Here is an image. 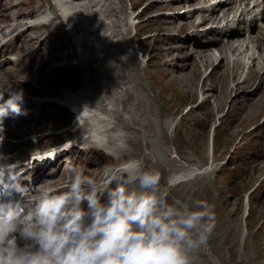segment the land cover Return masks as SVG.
I'll return each instance as SVG.
<instances>
[{
  "label": "rangeland",
  "instance_id": "obj_1",
  "mask_svg": "<svg viewBox=\"0 0 264 264\" xmlns=\"http://www.w3.org/2000/svg\"><path fill=\"white\" fill-rule=\"evenodd\" d=\"M48 1L50 8L59 16L57 7L53 6L51 0ZM3 2L0 28L13 26L14 21L23 25L28 16L36 17L46 10L47 4L44 0L0 1L1 4ZM195 2L191 0L189 6ZM181 3V0H111L112 11L103 7L100 11L103 13L106 10L105 14L99 11L89 14L92 31L96 30L92 43L105 42L103 58L99 56L100 62L96 60L95 50H92L93 65H107V74L130 88L129 98H124V107L132 115L133 123L116 114L117 124L122 126H117L114 131L122 130L127 136L122 154L118 152L114 155L112 148L106 146L96 153H92L95 148L89 152L74 151L69 165L84 170L86 175L93 169L99 174L98 180L106 168H114L131 158L141 160L147 167L158 168L161 184L169 186V202L172 199L182 202L204 199L215 205L216 227L207 245L196 253L193 264H264V111L260 115L257 111L264 103L247 105L245 109L247 99L255 100L261 96L262 92L254 95L260 81L248 87L242 85L239 81L247 77L249 66L240 77L233 78L226 69L228 60L223 61L217 70L210 63L205 68L194 69V58L190 54L193 47L186 42H189L191 34L199 37L200 33L194 27H187L191 24L187 22L195 16L191 17L190 14L187 19ZM131 7L135 10L131 11ZM136 12L142 15L132 18ZM172 14L182 18L175 20L174 16L170 17ZM101 18L109 22L100 26L98 22ZM60 19L63 22L62 17ZM198 21L196 19V24ZM221 21L211 22V25L215 26ZM174 23H186V29L173 28ZM59 26L58 33L53 35L54 41H50L51 32L46 34L48 30L45 31V28L32 32L34 35L39 33L38 38L24 36L21 45L28 40L26 47L30 52L25 48L21 50L19 64L15 61L18 57L16 50L8 53L7 57L0 52V64L8 57L12 59L4 63L0 72L11 71L9 68L13 65L18 66L23 72H18L22 75L20 79L30 91H37L39 100L29 104L30 114L35 116L31 126L36 128V133L47 138L46 144L66 138L62 136L59 139L60 135L55 133L69 127L74 117L70 109H76L73 105L65 107L51 102V99L70 104L64 100V96L78 89L92 93L93 87L101 85V81L92 83L91 76H88L93 71H87L89 56L80 51L78 40L69 27L65 24ZM10 28L4 33L10 38L21 30V27L15 30ZM44 33L50 36L41 41ZM247 33L242 34L247 36ZM80 34L82 32H79V39L82 40ZM234 38L244 39L234 36L229 40ZM202 39H199V43L205 45L201 47L210 51L212 46L209 41ZM111 40L116 43H111ZM39 41L40 44L36 45ZM133 41L134 45L130 46ZM216 46L214 55L220 57L218 54L222 45ZM90 50H86L85 54L89 55ZM38 65L45 66L40 69ZM190 86L194 87L193 92ZM224 91L226 97L221 94ZM111 99L119 104L115 98ZM68 168L66 165L65 170L55 177L66 179ZM48 169L44 170L45 174ZM194 170L209 172L192 180L171 184L172 177ZM44 181L41 183L43 186L52 183Z\"/></svg>",
  "mask_w": 264,
  "mask_h": 264
},
{
  "label": "clouds",
  "instance_id": "obj_2",
  "mask_svg": "<svg viewBox=\"0 0 264 264\" xmlns=\"http://www.w3.org/2000/svg\"><path fill=\"white\" fill-rule=\"evenodd\" d=\"M24 95L0 86V124ZM20 167L0 152V264H193L216 227L213 203L169 202L160 170L139 159L99 180L70 166L61 189L24 183Z\"/></svg>",
  "mask_w": 264,
  "mask_h": 264
},
{
  "label": "bare ground",
  "instance_id": "obj_3",
  "mask_svg": "<svg viewBox=\"0 0 264 264\" xmlns=\"http://www.w3.org/2000/svg\"><path fill=\"white\" fill-rule=\"evenodd\" d=\"M51 1L53 3V6L57 7L59 16H57L56 15L57 13L55 14V12L49 7L52 13L51 12H48L46 14L43 13L42 15H40V17H38L36 23L34 22L30 24L26 21L22 25V23L20 22H14L13 26L10 25L4 26V28L6 27L4 29V33L6 31H10L11 30L10 27H12V29L14 30L18 29L19 27H22V29L17 33V35L14 38L6 42L3 53H6L9 48H14L17 45L18 40H20L23 36L30 35L29 33L34 30H36V32H39V30L41 29L44 30V28H46L47 26H54L55 21H59V20L62 24L67 25V27H69V31L73 33L74 38L78 40V46L80 45L79 48L81 49L80 51L84 52L85 56H89V59L87 58L86 61L87 71H90L92 69H93L92 72L97 71L96 73L92 74L91 72L88 74V76H91L92 83L94 82V84H97L98 82L101 81V85H97V87H93V88L91 87L92 93L87 92V90L86 91L79 90L77 91L76 94L74 92L73 93L74 95H71L72 97L75 96L80 97L77 98L78 100L77 103L82 104L83 106L80 108L81 111H78L77 117L78 116L84 117L85 112L90 110L89 109L86 111L88 106H90L92 110H96L93 112L92 115L88 116V122H89L88 128H91V131L93 133L91 137V139L93 140V145L96 147H101V145L105 146L107 144L106 148L108 149L112 148L113 150L112 153L114 155H116L118 152L122 154V152L125 151V148H123V144L127 142L125 140V137L127 136H125L122 133L123 132L122 130L119 131L117 130L118 133L117 131L115 132L114 130L117 128V126L119 128V126L121 125L120 123H119L120 125L117 124L118 121L116 116L117 113L121 114L122 118H125L128 122L133 123L132 115H130L128 110H126L124 107V101H125L124 98H129L128 90H130V88L125 87L123 84H121L120 81L108 75L106 71L107 65L101 66L99 65L100 63L98 64V66L93 65L94 59L91 56L92 50H95V53L97 55V59L96 58L95 59L98 60V62H100L99 56L103 58V53H104L103 43L105 44V42L92 43L93 42L92 39L94 38V36L92 35L96 30L92 31L93 24L90 22L91 20L89 21L88 18L89 14L95 13L97 11H99L100 14L102 15L105 14L106 10H104L103 13L102 11H100L103 7H104L103 9H110V11H112V6L109 4L111 0H51ZM175 1L179 2V0H175ZM181 1H182L181 4H183L182 8L185 7L184 9L186 12L185 14L187 19L189 18L190 14L191 17L195 16L193 20L187 22L188 24L191 22V24H189L187 27L190 28L194 27L195 29H197L198 33H200L198 34L200 35L199 37H197V35L195 36L191 34L188 38L189 42L182 40V42H186L187 44L188 43L192 44L193 49H190L191 51L190 54L194 58L192 62L194 69L197 70V68L200 67L205 68L207 63H210V66H214V70H217L219 66L223 65V61L228 60L229 62L226 64V69L227 68L229 69L228 75L233 78H236V77H240L244 69H247V67L249 66L247 77L240 80L239 83H241L242 85H246L248 87L252 84L254 85L256 81H260V86H258L256 91L254 92V95L259 94L261 92L262 93L258 99L255 100L247 99L248 101L246 100L247 102L245 103L246 104L245 109L247 108V105L255 106L254 104H257L258 102L264 103V50L262 51V48L264 47V0H249V1L194 0L196 2L190 6L189 4L191 0H184V1L181 0ZM4 5L5 2H3V4L0 3V14L1 12H3L2 6ZM26 14L27 13H24V15ZM51 14H54L55 21H52L53 17H51ZM203 15L204 18H202ZM172 16H174L173 19L175 20L182 18V16L176 14L170 15V17ZM0 17H2V15H0ZM59 17L60 18L62 17L63 22ZM104 17L106 18V16ZM196 19L199 20L198 24H196ZM221 19H223V21H221ZM217 21H221V23H217L215 26L211 25L212 23H216ZM108 22L109 21L104 20V18L103 19L101 18V21H99L98 23L101 26L102 24H106ZM174 25L175 27H173ZM174 25L172 24L173 28H177L179 30L182 28L186 29V27L184 28L186 23H177V24L174 23ZM107 26L109 27L110 25L107 24ZM79 32L80 33L82 32V34H80L82 40L79 39ZM244 32H248L247 36L245 34H242ZM4 33L2 31V34ZM37 34L32 35L31 37L35 38L37 36L38 38L40 35ZM49 34L48 35H45V33L43 34L44 36L43 41L47 36H50ZM234 36L236 38H244V39L237 40L234 38L232 40H229L230 37H234ZM201 38H203L202 40L209 41V45L212 46L210 51L205 50L203 49V47H201V45H205L204 43H199L200 41L199 39ZM129 39L131 40L130 37ZM226 40L227 42L225 43ZM138 42L139 40L137 41V43ZM111 43H116V42L115 40H111ZM133 45H134V41L132 42V44H130V46ZM216 45L217 46L220 45V47L222 45L221 49L219 50L220 52L218 54V56L220 57L214 55L213 49H215ZM88 49H91L90 50L91 53L89 55L85 54V51L86 50L88 51ZM256 60L258 61L257 64L255 63ZM249 61H252L251 64L249 63ZM13 71L18 72L17 70H13ZM207 76L210 77L211 75H207ZM3 79L4 76L2 75V73H0V80L3 81ZM190 84H193V82L190 81ZM190 90H192L193 92L194 87L192 88V86H190ZM220 90L223 91L224 88L221 87ZM99 94H101L100 97L97 96ZM109 94H111V96H109ZM221 94L224 97L227 96L226 95L227 93L225 91L221 92ZM64 97L67 98L68 95ZM110 97L115 98L119 102V104L113 103ZM149 111L151 113L150 109ZM257 111H259L258 115H260L264 111V104L263 106H260V109H258ZM245 113L246 110L244 111V114ZM33 116L34 115L28 116L23 114V115H15V117L8 116L4 118V121L6 123L16 124V127L9 126L8 128H6V130L11 133L22 134L23 132H25V129L19 123L22 120ZM130 126L132 127L133 125ZM96 136L100 137V139L98 140ZM143 138L145 139V136H143ZM208 172L209 171H202V170L184 172L172 177L170 182L172 185L176 184V182L178 183L185 182L190 179L192 180L198 175L208 174ZM44 182L46 183L52 182L51 184H53L56 181L45 180ZM50 185L43 186L40 184L41 187H47Z\"/></svg>",
  "mask_w": 264,
  "mask_h": 264
}]
</instances>
